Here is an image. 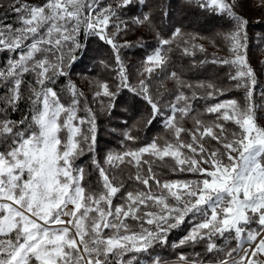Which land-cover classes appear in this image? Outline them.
I'll list each match as a JSON object with an SVG mask.
<instances>
[{"label":"snow or ice","instance_id":"6c2138e0","mask_svg":"<svg viewBox=\"0 0 264 264\" xmlns=\"http://www.w3.org/2000/svg\"><path fill=\"white\" fill-rule=\"evenodd\" d=\"M194 2L227 25L218 35L229 55L210 61L228 67L226 86L191 83L167 71L173 45L193 57L207 49L195 36L176 44L182 30L165 32L159 17L145 10L146 0H12L0 13V264H264V83L251 63L250 21L242 0ZM257 7L264 8V0ZM132 26L157 40L135 78L122 49L136 45L119 42ZM93 40L111 52L112 63H101L112 79L90 81L89 98L72 77ZM257 40L264 51V35ZM165 78L176 83L168 94L154 86ZM227 92L238 98L220 100ZM124 93L131 104L122 105ZM199 99L215 101L205 106L210 121L192 115ZM141 103L142 123H162L173 139L108 152L102 163L92 105L109 121L122 118L123 141L135 143L136 124L128 121ZM22 107L26 111L13 118ZM186 117L194 128L181 125ZM85 154L99 192L86 186L76 163ZM166 157L173 173L193 178L162 179L153 165ZM123 164L135 168L127 181L109 170ZM189 222L169 245L171 233ZM169 246L179 250L174 259L162 254Z\"/></svg>","mask_w":264,"mask_h":264},{"label":"trees","instance_id":"16d2710c","mask_svg":"<svg viewBox=\"0 0 264 264\" xmlns=\"http://www.w3.org/2000/svg\"><path fill=\"white\" fill-rule=\"evenodd\" d=\"M7 6L0 9V13H2ZM146 11H151L153 14L159 19H157V23L164 29L165 32H168L171 27H178L182 30V37L176 38V44H179L181 39H188L190 36L197 37L195 43L203 44L207 49L206 52L201 53L199 51L196 52L195 57L186 56L182 53L180 49H178L175 45L172 46V51L169 53L170 64L168 65L167 71H176L178 75H181L182 78L188 82L196 83L197 81H209L214 80L218 83H221L222 86L225 85L226 81V73L228 72L227 66H221L218 64H212L210 61L214 56L216 57H227L229 53L226 50L225 42L218 35V33H222L227 31V25L222 18L212 16L206 12L201 11L198 7H196L195 2L193 0L192 3H189V0H146ZM162 11H166L169 13L167 17H163ZM247 17V16H246ZM249 18V17H247ZM9 19H13L12 14L9 13ZM249 36H250V56L251 63L253 67L256 69L262 83H264L262 65L259 61V56L262 55L264 57V51H259L257 45L260 41H254L257 34L259 36L264 35V21L255 23L249 18ZM152 33V32H151ZM257 42V43H256ZM157 47V40L155 38V34L152 33L151 38L146 36L144 37V41L141 42L136 48H130L126 51L122 50V55L125 57V62L129 65V72L135 78L137 73V69L139 65L145 58L148 53L153 52V50ZM130 52L135 57L140 60L135 61V69L133 72V64L126 57L127 52ZM207 59L209 63L204 65H199V61ZM5 60L4 55H0V65L3 64ZM112 63V56L109 48L107 46L101 45L97 41L93 40L91 45L89 46L88 54L83 58L81 62L77 64V70L73 74V80L77 83L78 87L81 91H84L86 95L91 98L88 92L80 86V84L75 80L74 75L80 73H90L97 77L100 80H109L112 79V72L109 69H105L103 63ZM193 63L197 64L195 69H191V65ZM261 70H260V69ZM62 86V85H61ZM154 86L158 88L160 92L165 94L171 93L176 88V83L172 79H162L154 82ZM201 95L204 94L203 90H197ZM230 98H238V94L234 92H227L224 96L219 97L220 100L230 99ZM213 100H196L193 104L195 111L192 115L197 116V118L204 119L210 121L212 117L205 113V106L207 104L214 103ZM121 103L123 104H131V99L129 94L124 93L121 97ZM92 107L94 110H97V124H98V140H99V150H100V158L103 163V157L106 153H118L125 151L129 148H137L144 146L145 144L151 142L152 140H157L159 144H164L165 142H169L173 139L172 133L163 127L162 123L156 122L153 125L149 126L142 123V117L145 115L146 105L137 104L136 105V114L132 120L128 121L129 127L133 124H136V127L132 128V135L137 137L135 143L128 141H123L122 133L126 129L121 128L122 118L115 117L112 121L109 119L98 109L96 104H93ZM122 110V109H121ZM26 111L25 108H21L20 112L13 114V118L19 119L21 115ZM84 115L83 112L80 113ZM127 115L131 116L132 112L129 111ZM139 122V123H137ZM181 125L185 128H194V121L191 118L186 117L183 121L180 122ZM87 127V126H85ZM62 135H64L62 133ZM188 139V137H184ZM148 158V157H145ZM78 166L84 168L86 177V186L90 188L94 192H99V180L98 174L95 172L92 166V159L90 154H85L82 156L77 162ZM105 168L109 166L107 164L103 165ZM174 166V162L171 158H165L163 162L156 161L153 165V170L162 177V179H191L192 176L185 173H173L171 168ZM110 172L116 175L118 178L127 181V177L129 175H135V168L123 164L120 165L119 168L109 169ZM145 166V171H146ZM137 187L135 183L129 186V190ZM155 190V188H154ZM118 200H115L114 203H118ZM127 223L131 226L132 231H138V225L136 222L132 220H128ZM191 227V222L186 224L180 229L174 230L170 235L169 245L173 242H178V240L186 233V231ZM105 232L110 234V230H105ZM199 250V249H198ZM179 251L178 249H172L170 246L164 249L162 253L165 255L166 259H174L175 252Z\"/></svg>","mask_w":264,"mask_h":264},{"label":"rangeland","instance_id":"374dc122","mask_svg":"<svg viewBox=\"0 0 264 264\" xmlns=\"http://www.w3.org/2000/svg\"><path fill=\"white\" fill-rule=\"evenodd\" d=\"M2 2L4 4V6H7L9 3L12 2V0H2ZM25 2L30 3V4H35L38 2V0H25ZM242 3H243V14L245 16L249 17L251 21H253L255 23L264 21V8L257 7L259 0H242ZM151 35H152V33L147 31L146 28H144V27L137 28L136 26H132L130 31L126 35H122L119 38V42L123 43L124 41H130L131 43L136 45L135 47H132V48H136L139 45H141L142 41H144V37L148 36L151 38ZM255 36H256V38L254 41L257 40V37L259 36V34L255 35ZM257 41H259V40H257ZM128 49L129 48L122 49V50L126 51ZM151 53H148L147 55H149ZM126 57L128 58L127 59L128 62L130 61L133 64V72H135L136 69H135L134 63H135V61L140 60V59L135 57L129 51L127 52ZM258 59L261 62L262 60H264V57H262V55H261V56H259ZM262 71H263L262 78L264 79V66L262 67ZM74 77H75V80L80 84V86L83 87L88 92V94L90 96H91V87H90L89 82L94 81V80H100L97 77H95L93 75V73L90 74V73H85V72L80 73V74H76V75H74ZM259 258L261 260H264V257H259Z\"/></svg>","mask_w":264,"mask_h":264}]
</instances>
